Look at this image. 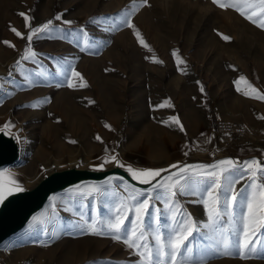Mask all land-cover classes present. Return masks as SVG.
<instances>
[{
    "label": "rangeland",
    "instance_id": "374dc122",
    "mask_svg": "<svg viewBox=\"0 0 264 264\" xmlns=\"http://www.w3.org/2000/svg\"><path fill=\"white\" fill-rule=\"evenodd\" d=\"M133 3L0 0V69H12V78L0 94V123L9 120L25 147L11 178L31 183L52 164L62 165L78 158L98 162L117 151L125 160L143 166L214 152L264 156V131H258L245 118L237 119L232 111L224 113L219 104L226 81L248 77L249 73L258 77L263 70L264 29L234 9L219 8L212 0H148L133 14L132 22L152 49L149 52L129 28L105 31L118 23L122 12H131ZM135 3L139 5L140 0ZM21 12L32 18L34 27L48 20L54 22L51 38L33 42L39 63L22 62L26 70L23 74L15 62L27 41L10 30L14 26L27 35ZM58 14H62V20L74 21L73 25L56 21ZM92 19L102 22L94 24ZM81 27L88 33L87 38L79 32ZM220 34L230 40H223ZM5 40L15 48L3 44ZM173 50H178L183 65L177 66ZM153 56L163 63L153 62ZM64 59L70 60L84 77V81L73 80L75 88L67 87L61 77L53 78L56 64ZM41 70L49 73L47 80L34 75ZM27 74H33L32 85L24 79ZM83 82L87 86L79 87ZM56 83L62 86L56 87ZM165 101L173 106L158 107ZM214 109L226 118L247 123L253 135L220 136L213 120ZM173 116L179 117L184 131L172 123ZM249 182L245 177L235 187L239 190ZM127 196L123 184L104 187L102 195L87 199L62 196L55 204L57 215L1 248L0 259L5 264H135L138 257L110 235L94 236L66 227L70 222H80L81 216L90 220L93 209L99 219L112 217L115 206ZM199 199L177 197L182 206L177 211L191 214L200 227L191 241L194 259L197 249L208 243L204 237L210 234L202 227L207 213L203 204L196 202ZM68 207L73 211H67ZM151 211L159 216L160 224L147 218L146 224L152 225L149 231L159 227L166 241L172 226L171 212L161 200L152 202ZM235 211L238 218L242 210L237 207ZM47 212L51 215V208ZM129 217L126 223L130 228L133 214ZM236 228L233 240L239 238L240 225ZM150 242L155 246L151 238ZM206 259L208 264H264V255L241 259L235 254H213Z\"/></svg>",
    "mask_w": 264,
    "mask_h": 264
},
{
    "label": "snow or ice",
    "instance_id": "6c2138e0",
    "mask_svg": "<svg viewBox=\"0 0 264 264\" xmlns=\"http://www.w3.org/2000/svg\"><path fill=\"white\" fill-rule=\"evenodd\" d=\"M212 3L221 9H234L242 17L249 20L252 24L264 29V0H212ZM148 4V0H140L139 5L134 3L131 12H122L118 23L112 24L105 28V31H116L123 26L133 31L139 44L147 49L149 52L152 49L145 42L139 30L132 22L133 14ZM25 20V28L28 29L27 35L16 29L14 26L10 30L16 37L26 39L27 44L20 55V59L15 62V67L20 69L22 74L26 71L23 67L25 61L39 63L38 53L33 48V42L37 39L51 38L54 31L53 20H48L40 26H32L31 17L21 12L19 13ZM56 21H62L64 25L71 27L74 21L62 20V14L55 17ZM100 19H92L91 23L100 24ZM85 38L88 33L83 27L79 29ZM222 39L229 41L230 37L220 34ZM61 39L63 37H60ZM8 47L15 48V45L10 41H3ZM84 44L88 46V40H84ZM172 56L175 58L177 66L183 65L185 62L179 56L178 50L172 51ZM148 57H146L147 59ZM155 63H163L155 56L151 57ZM184 71V69H180ZM12 73L9 72V75ZM36 77L47 80L49 73L47 70L35 72ZM55 77L63 78V82L69 88L77 87L73 83L74 79L84 81V77L75 66L68 59L58 62L55 66ZM25 81L32 85L33 74L24 76ZM241 82H244L250 91H243L240 88ZM199 83V82H197ZM236 90L243 92L246 97H251L260 101H264V92L247 81L246 77L241 75L238 80L234 81ZM56 87H61L62 83H56ZM86 82L80 83L79 87H86ZM5 83L0 80V91H4ZM200 91L204 88L201 85ZM172 107L169 101L158 107ZM33 107L36 105L33 104ZM264 119V117H261ZM172 123L179 126L181 131L184 127L180 122L179 117L173 116L170 118ZM110 127L109 125H105ZM4 129L12 127L11 123H5ZM99 140L100 137L97 136ZM75 143V141H71ZM105 163H115L117 166L124 168L131 176L132 180L138 181L140 184L149 185L146 189L136 188L135 186L127 185L125 182V190L128 196L120 201L115 206V213L112 217L106 219H99L95 209H93L92 218L86 219L83 216L80 222H70L66 227L71 230H80L86 234L94 236L110 235L113 241L121 242L132 254L138 259L135 264H208L206 259L209 255L232 256L238 255L241 259H247L254 256L264 255V162L258 159L245 160L239 162L233 159H221L216 163L211 164H185L183 166L173 164L170 167L177 169L170 175L161 177V173L168 171L167 169H151V168H133L131 165H125L117 155H109L100 164L102 169ZM7 172L12 176L10 170L0 171V177ZM245 177L250 181L244 188L236 189V184L240 183ZM123 177H109L103 185H86L75 186L67 191L72 195L71 199L76 196L87 199L103 194L104 185H111L114 180H122ZM10 187H3L0 185V203H2L7 196L13 194V191L22 192L23 187L14 179L9 180ZM195 196L200 197L196 202L203 204L207 213V222L203 224V228L208 230L210 234L204 238L208 241L206 245L197 249L196 259L193 258L194 246L191 241L194 235L200 232L197 222L192 218L191 214L181 213L177 211L181 209V205L177 201V197ZM58 197L50 198L51 215L48 212H42L37 216L32 217L29 223V229L34 228L37 224L43 225L46 221L51 220L57 215L55 202ZM163 200L166 208L171 212L172 226L165 241L163 233L159 227L152 231L151 224H146V219L151 217L153 223L160 224L158 215H153L151 208L153 201ZM239 207L242 211L237 218L235 209ZM69 212L73 211L72 207L66 209ZM159 213V209H156ZM129 213L133 214L131 218V227L127 226L130 219ZM180 217L177 219V217ZM225 219L227 225H225ZM239 224V238L233 240V236L237 235L236 225ZM167 227V226H166ZM55 235V234H54ZM155 241V246L150 242Z\"/></svg>",
    "mask_w": 264,
    "mask_h": 264
},
{
    "label": "water",
    "instance_id": "95a60500",
    "mask_svg": "<svg viewBox=\"0 0 264 264\" xmlns=\"http://www.w3.org/2000/svg\"><path fill=\"white\" fill-rule=\"evenodd\" d=\"M9 72L12 73V69H8L7 71L0 69V80L5 83V87L6 82L12 78V74L9 75ZM2 92L3 91H0V94ZM9 122V120H6L0 123V171L20 164L24 154L20 133L14 129L13 126L9 129H4L3 127L5 123ZM114 155H117L125 165H131L133 168L168 170L162 172L161 177L157 179H163V177L177 171V169L170 167L173 164L181 166L185 164H211L221 159L229 158L239 162L255 158L264 162V156L257 154L242 156L233 152H214L209 156L186 155L183 158L172 160L158 166H143L125 160L119 151ZM103 161L104 160L98 162H85L82 158H78L62 165L52 164L42 171L31 183H24L16 180L20 186L23 187L24 191H13L12 195L7 196V198L0 203V249L31 230L29 229V223L32 221V217L48 211L51 197L55 196L59 199L62 196L73 195L67 190L77 185L82 187L93 184L103 185L109 177H123V181L114 180L111 185H125L126 182L127 185L135 186L140 189L149 187V185L140 184L138 181L132 180L127 171L117 166L115 163H105L104 167L100 169L99 166ZM10 179L11 177L9 174L4 173V175L0 177V185L3 187H10ZM111 185H104V187ZM57 201L55 204H57ZM0 264L5 263L0 259Z\"/></svg>",
    "mask_w": 264,
    "mask_h": 264
},
{
    "label": "crops",
    "instance_id": "0c3cea01",
    "mask_svg": "<svg viewBox=\"0 0 264 264\" xmlns=\"http://www.w3.org/2000/svg\"><path fill=\"white\" fill-rule=\"evenodd\" d=\"M262 68L263 70L259 72L258 77H254L249 73L248 75L250 76L246 77V79L253 87L264 92V66ZM224 85H226L224 97L220 98L219 103L222 111L224 113L232 111L233 116L237 119L245 118L249 120L258 131H264V119H261V117H264V101L244 96L242 91L238 92L236 90L237 86L234 81H226ZM240 88L243 91H250L244 82H241ZM244 109L251 111L246 112ZM240 111H244L245 113ZM161 203L165 204L163 200H161Z\"/></svg>",
    "mask_w": 264,
    "mask_h": 264
},
{
    "label": "built area",
    "instance_id": "2783aa9c",
    "mask_svg": "<svg viewBox=\"0 0 264 264\" xmlns=\"http://www.w3.org/2000/svg\"><path fill=\"white\" fill-rule=\"evenodd\" d=\"M213 120L215 122L216 132L220 136L253 135V130L247 123L226 118L218 109H214Z\"/></svg>",
    "mask_w": 264,
    "mask_h": 264
},
{
    "label": "bare ground",
    "instance_id": "6f19581e",
    "mask_svg": "<svg viewBox=\"0 0 264 264\" xmlns=\"http://www.w3.org/2000/svg\"><path fill=\"white\" fill-rule=\"evenodd\" d=\"M6 83H8V82H6ZM2 94V93H1ZM25 148V147H24ZM7 170H10L11 171V173L12 172H14V169H15V166L13 167V166H11V167H8V168H6ZM5 173H7V172H5Z\"/></svg>",
    "mask_w": 264,
    "mask_h": 264
}]
</instances>
